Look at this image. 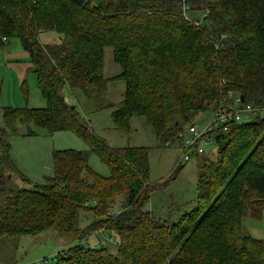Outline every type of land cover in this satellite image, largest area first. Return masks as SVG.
Wrapping results in <instances>:
<instances>
[{"label": "trees", "instance_id": "1", "mask_svg": "<svg viewBox=\"0 0 264 264\" xmlns=\"http://www.w3.org/2000/svg\"><path fill=\"white\" fill-rule=\"evenodd\" d=\"M46 31L60 41L43 43ZM15 38L47 106L2 107L0 84V236L78 235L81 243L47 264H264V239L244 230L245 217L264 213V111L215 131L214 156L198 154L193 205L160 217L145 209L158 185L150 181L148 148L109 145L63 93L69 86L104 94L110 79L124 81L122 105L113 111L117 127L130 130L132 117L144 116L168 146L198 114L214 115L222 104L239 99L264 108V0H0V41ZM106 47L121 67L111 78L104 75ZM20 124L75 132L110 175L91 168L88 152L64 149L54 153L45 183L21 173L31 186L18 184L4 172L18 170L8 137ZM122 194L121 212L109 214ZM81 209L97 215L83 230ZM97 230L113 232L116 246L85 244Z\"/></svg>", "mask_w": 264, "mask_h": 264}, {"label": "rangeland", "instance_id": "2", "mask_svg": "<svg viewBox=\"0 0 264 264\" xmlns=\"http://www.w3.org/2000/svg\"><path fill=\"white\" fill-rule=\"evenodd\" d=\"M191 18V16H190ZM60 34L56 31L40 33L43 43H58ZM11 46L14 49H24L19 39L10 40L5 47ZM24 61V58H20ZM29 60V57H27ZM24 63V62H23ZM2 68V67H1ZM0 68V69H1ZM121 72V67L114 61L113 48H105V69L106 78H111ZM18 71H1L2 95L1 106L12 107H33L32 102L36 91L41 100L36 73L30 69L26 74V87L29 89V96L20 86ZM125 82L122 80L110 79L108 91L104 94L88 95L80 87L70 88L66 86L63 90L66 99L77 106L84 120L94 129L95 133L102 137L113 147L143 146L148 148L150 162V181L157 183V187L151 194L145 209L155 212L160 217H168L178 209H189L197 196V183L199 177L198 155L189 161H182L184 147L176 142L172 145H161L159 143L155 127L144 116H134L131 119L130 130L118 128L114 122L113 111L122 105L125 92ZM37 106V105H36ZM250 116L252 113L249 114ZM245 117L246 121L251 117ZM213 113H200L193 118V122H200L211 119ZM0 126L4 127L3 112H0ZM29 128L36 131V134H29ZM11 144V157L18 170L6 169L5 175L12 176L20 185L31 186L23 181L21 173L28 177L33 183H45L54 174V153L57 150L77 149L89 153L88 163L91 168L100 175L109 176L110 168L104 164L100 157L91 151L90 145L75 132L60 130L49 132L45 128L37 127L34 124L19 125V134L8 137ZM216 142L212 141L206 146V154L214 156ZM216 153V152H215ZM125 195L117 197L113 209L119 210L123 206ZM97 215L90 209H81L78 213L77 227L83 230L91 226ZM93 226V225H92ZM244 230L254 237L264 239V213L261 218L247 216L244 218ZM98 231V230H97ZM81 232V231H80ZM100 235H90L83 240L85 244L99 246L101 243L106 246H116L109 236L116 235L106 230ZM108 236H107V235ZM102 241V242H101ZM75 233H60L56 230H49L39 234L6 235L0 237V264H47V259L52 261L53 256L60 251L81 243Z\"/></svg>", "mask_w": 264, "mask_h": 264}, {"label": "built area", "instance_id": "3", "mask_svg": "<svg viewBox=\"0 0 264 264\" xmlns=\"http://www.w3.org/2000/svg\"><path fill=\"white\" fill-rule=\"evenodd\" d=\"M6 40V38H4ZM232 95V94H230ZM239 99L236 102L230 104H222V106L214 113L213 117L204 122L203 125L200 122H191L185 126V128L179 133V141L184 147V154L182 161L191 160L194 155L206 153V146L212 141L215 142L214 133L217 130H227L229 123L233 121H240L245 112H257L264 111V108H257L251 104L241 106ZM121 211L111 209L109 214H119ZM100 232H95L94 235H98ZM108 236V235H107ZM111 241L115 242L114 237L109 236Z\"/></svg>", "mask_w": 264, "mask_h": 264}, {"label": "crops", "instance_id": "4", "mask_svg": "<svg viewBox=\"0 0 264 264\" xmlns=\"http://www.w3.org/2000/svg\"><path fill=\"white\" fill-rule=\"evenodd\" d=\"M6 43H2L0 41V78H2L1 76V71H18V76H19V82H20V86H22V88L24 89V83L26 85V74L28 73V71L30 69L33 70L32 68V62L29 56V53L25 50V49H16L17 51H14V49L10 48L11 46H13L12 44L10 46H6L5 45L8 43V41H4ZM27 57H29V60H27ZM20 58H24V61H21ZM24 62V63H23ZM0 81L2 82L3 80L0 79ZM2 88L3 85L2 83H0ZM41 91V89H40ZM3 93V92H2ZM38 92L36 91L35 96L32 98V102L34 104H36L33 107L30 108H45L47 106V101L44 98L43 94L42 97L45 100H41V98L38 96L37 94ZM42 93V92H41ZM27 96H29V89H28V94ZM2 237V236H0Z\"/></svg>", "mask_w": 264, "mask_h": 264}, {"label": "water", "instance_id": "5", "mask_svg": "<svg viewBox=\"0 0 264 264\" xmlns=\"http://www.w3.org/2000/svg\"><path fill=\"white\" fill-rule=\"evenodd\" d=\"M80 3H85L86 0H78Z\"/></svg>", "mask_w": 264, "mask_h": 264}]
</instances>
